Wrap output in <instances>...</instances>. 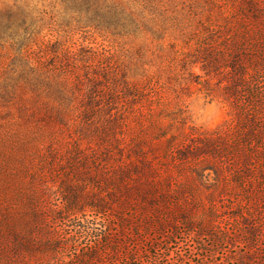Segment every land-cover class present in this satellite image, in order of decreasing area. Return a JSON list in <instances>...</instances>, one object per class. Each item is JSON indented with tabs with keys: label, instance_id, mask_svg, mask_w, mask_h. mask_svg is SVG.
Instances as JSON below:
<instances>
[{
	"label": "trees",
	"instance_id": "16d2710c",
	"mask_svg": "<svg viewBox=\"0 0 264 264\" xmlns=\"http://www.w3.org/2000/svg\"><path fill=\"white\" fill-rule=\"evenodd\" d=\"M220 1L56 0L65 22L45 34L29 8L0 13V123L16 150L1 170L22 186L0 259L12 237L22 264L157 263L184 218L212 241L197 242L204 264L223 239L186 204L225 173L264 176V0H226L230 17ZM194 94L227 123L195 126ZM151 233L165 237L153 253L128 249Z\"/></svg>",
	"mask_w": 264,
	"mask_h": 264
},
{
	"label": "rangeland",
	"instance_id": "374dc122",
	"mask_svg": "<svg viewBox=\"0 0 264 264\" xmlns=\"http://www.w3.org/2000/svg\"><path fill=\"white\" fill-rule=\"evenodd\" d=\"M56 0H0V13L6 11L17 4L20 10L29 8L35 18L42 21L38 25L43 34L50 32V29L65 21L59 12V4ZM236 9L231 2L221 0L215 13L218 16H233ZM63 35V34H62ZM79 35L76 36L78 38ZM89 37V42L95 41L101 44L100 38ZM188 110L192 122L195 126L207 131H214L224 126L229 117L227 108L217 101H210L203 94H194L188 99ZM2 123V122H1ZM0 123V227L3 226L6 213H13L18 216L22 210L19 201H22V192L19 184L7 179L9 172L1 170L5 165V159L11 156L14 150L8 143V135L4 126ZM7 154L3 157V154ZM11 158V157H10ZM4 168V167H3ZM235 173H225L219 178V186L216 191H210L205 187L199 186V201L196 203L188 202L184 217L189 218L191 213L200 219L212 217L215 222L216 232L220 234L223 241L208 255L204 264H264V176L259 173L247 178L251 187L240 186V182L233 178ZM10 183V187H9ZM22 188V186H21ZM22 190V189H21ZM251 192V194L246 193ZM252 195V196H251ZM257 195V196H256ZM262 197L259 204H255L254 199ZM22 206V204H21ZM180 220L181 235L172 239L170 242V253L166 260L151 263L143 258L136 264H197L198 260L203 259V253L197 245L200 242L204 246H212V241L208 236H201L194 239L188 235L187 221ZM112 224H118L116 218L112 219ZM252 230V231H251ZM255 230V231H254ZM170 231V230H169ZM255 232V241L251 242L249 233ZM126 237L130 231L126 230ZM144 241L137 244L128 243V249L137 248L140 252H154L151 241L155 242L165 238L161 234L151 233L145 235ZM9 252L6 257L0 259V264H22V249L11 237ZM179 258H182L180 260Z\"/></svg>",
	"mask_w": 264,
	"mask_h": 264
}]
</instances>
